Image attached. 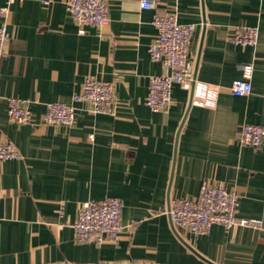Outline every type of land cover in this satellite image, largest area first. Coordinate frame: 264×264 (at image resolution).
Instances as JSON below:
<instances>
[{
  "label": "crops",
  "instance_id": "crops-1",
  "mask_svg": "<svg viewBox=\"0 0 264 264\" xmlns=\"http://www.w3.org/2000/svg\"><path fill=\"white\" fill-rule=\"evenodd\" d=\"M152 1L155 9L142 10L138 0H107L110 23L85 34L67 0L11 6L0 142L14 143L21 158L0 162V264H264V143L238 141L244 124L264 127V0ZM168 14L196 26L195 82L175 86L170 112L161 113L146 104L151 77L165 72L149 48L155 16ZM239 27L259 28L256 46L232 43ZM248 64L252 93L235 96ZM89 77L114 84L112 114L74 101ZM10 97L25 101L37 123L10 122ZM57 101L76 108L72 126L41 123ZM206 181L237 192V216L262 220L263 229L174 228L171 201L196 198ZM108 196L124 202L121 235L76 242L82 205Z\"/></svg>",
  "mask_w": 264,
  "mask_h": 264
},
{
  "label": "built area",
  "instance_id": "built-area-1",
  "mask_svg": "<svg viewBox=\"0 0 264 264\" xmlns=\"http://www.w3.org/2000/svg\"><path fill=\"white\" fill-rule=\"evenodd\" d=\"M16 0H6L0 9L3 22L0 25V62L6 57L7 44L10 40L9 16L11 6ZM142 10H153L156 5L152 0H138ZM68 10L79 28L80 34L86 33L88 26H105L110 23V6L107 0H67ZM154 25L158 35L149 48L153 61L161 62L165 72L153 76L150 80L147 106L153 112L168 113L172 107L173 88L181 86L190 90L195 82L194 65L191 59V42L196 26L179 22L176 14L155 16ZM259 28L239 27L234 30L232 43L240 46H256ZM243 78L233 82L231 92L235 96H247L252 93L250 78L253 66L241 67ZM215 94L207 92L206 103H213ZM10 122L18 125L36 124V118L26 102L18 98H7ZM74 101L83 102L91 107L93 114H112L117 101L114 84L103 82L95 77L85 80L81 92L74 96ZM76 120V108L57 101L46 105V112L41 123L46 125L72 126ZM94 139V136H90ZM239 144L260 147L264 143V127L244 124L240 130ZM21 155L12 142H0V162L20 159ZM240 196L228 190L224 184L204 182L196 198H177L171 201L170 216L174 228H185L196 235H207L213 227L226 229L247 227L263 229V221L239 218L237 216ZM124 202L108 196L103 200L85 202L74 225L75 240L85 243L90 240L100 245L104 241H116L123 232L122 213Z\"/></svg>",
  "mask_w": 264,
  "mask_h": 264
}]
</instances>
